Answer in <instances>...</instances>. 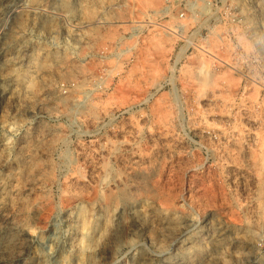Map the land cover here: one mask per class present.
<instances>
[{
    "label": "rangeland",
    "instance_id": "374dc122",
    "mask_svg": "<svg viewBox=\"0 0 264 264\" xmlns=\"http://www.w3.org/2000/svg\"><path fill=\"white\" fill-rule=\"evenodd\" d=\"M181 11L264 58V0H0V264H77L83 206L82 264H264V67L175 64Z\"/></svg>",
    "mask_w": 264,
    "mask_h": 264
},
{
    "label": "built area",
    "instance_id": "2783aa9c",
    "mask_svg": "<svg viewBox=\"0 0 264 264\" xmlns=\"http://www.w3.org/2000/svg\"><path fill=\"white\" fill-rule=\"evenodd\" d=\"M167 7L160 10V13H164ZM184 11L177 14L176 18L178 23L173 26H165L168 33H171L177 38V41L181 42L177 46V53L175 57V64L186 60L188 58L193 59L194 57H204L214 67H228L233 73L237 74L241 81L244 83H255L258 82L264 67V58L262 53L253 49H242L240 51L231 50L228 59L217 53L216 50L210 49L206 45L193 43L192 39L187 35L186 26L181 23L184 19ZM194 35H202L203 31L196 28L192 32ZM207 35V34H206ZM255 61L257 71H255Z\"/></svg>",
    "mask_w": 264,
    "mask_h": 264
},
{
    "label": "bare ground",
    "instance_id": "6f19581e",
    "mask_svg": "<svg viewBox=\"0 0 264 264\" xmlns=\"http://www.w3.org/2000/svg\"><path fill=\"white\" fill-rule=\"evenodd\" d=\"M67 8V7H66ZM33 63V62H32ZM33 81V80H32ZM27 83V82H26ZM24 87V86H23ZM4 89V88H3ZM13 89V88H12ZM16 89V88H15ZM26 89V88H25ZM29 90V89H28ZM6 92V91H5ZM14 92V91H13ZM21 92V91H20ZM7 124V123H6ZM4 144V143H3ZM2 144V145H3ZM4 146V145H3ZM1 155V154H0ZM143 174V173H142ZM85 200V199H84ZM88 200V199H87ZM81 201V200H80ZM83 201V200H82ZM82 201H81V203H82ZM89 201V200H88ZM1 204L3 203L2 201L0 202ZM91 203V202H90ZM78 205H79V203H78ZM91 205V204H90ZM81 206H83V205H81ZM86 206V205H85ZM86 210V209H85ZM85 210H84V206L83 207H81V208H79V213L77 212V217H78V226H79V232H81V235H82V237H81V239L80 240H78L79 242H77L78 243V248H79V253H78V255H77V260H78V263L77 264H82V263H80L82 260H84L83 258H84V256H85V253H86V248H87V245L89 244L87 241H86V236H87V229H86V227H87V225H86V223L87 222H89V221H87V215H86V213L87 212H85ZM145 210V209H144ZM89 211V210H88ZM143 211V210H142ZM90 213V212H89ZM89 216H91V215H89ZM90 218V217H89ZM175 221V220H174ZM178 221V220H177ZM105 222H107V221H105ZM88 228V227H87ZM91 228V227H90ZM12 235V234H11ZM7 236V235H6ZM10 236V235H9ZM90 236V235H89ZM99 238H100V236H99ZM8 240H9V238H8ZM88 240H89V238H88ZM6 242V241H5ZM4 244V243H3ZM77 246V245H76ZM3 247V246H2ZM77 248V249H78ZM88 249V248H87ZM77 251V250H76ZM88 251V250H87ZM76 253V254H77ZM87 253H89V252H87ZM88 255V254H87Z\"/></svg>",
    "mask_w": 264,
    "mask_h": 264
},
{
    "label": "clouds",
    "instance_id": "9594fccd",
    "mask_svg": "<svg viewBox=\"0 0 264 264\" xmlns=\"http://www.w3.org/2000/svg\"><path fill=\"white\" fill-rule=\"evenodd\" d=\"M36 133H35V131H34V133H33V135H35Z\"/></svg>",
    "mask_w": 264,
    "mask_h": 264
}]
</instances>
